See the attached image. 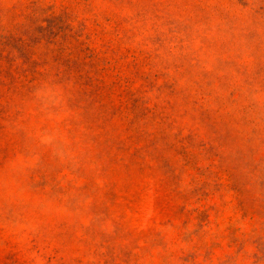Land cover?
<instances>
[{
	"label": "rangeland",
	"instance_id": "obj_1",
	"mask_svg": "<svg viewBox=\"0 0 264 264\" xmlns=\"http://www.w3.org/2000/svg\"><path fill=\"white\" fill-rule=\"evenodd\" d=\"M0 264H264V0H0Z\"/></svg>",
	"mask_w": 264,
	"mask_h": 264
}]
</instances>
